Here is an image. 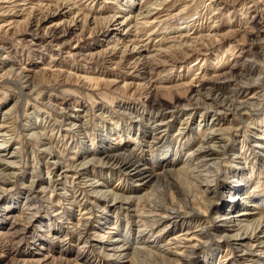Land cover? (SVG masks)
<instances>
[{
  "label": "rangeland",
  "instance_id": "1",
  "mask_svg": "<svg viewBox=\"0 0 264 264\" xmlns=\"http://www.w3.org/2000/svg\"><path fill=\"white\" fill-rule=\"evenodd\" d=\"M263 197L264 0H0V264H264Z\"/></svg>",
  "mask_w": 264,
  "mask_h": 264
},
{
  "label": "bare ground",
  "instance_id": "2",
  "mask_svg": "<svg viewBox=\"0 0 264 264\" xmlns=\"http://www.w3.org/2000/svg\"><path fill=\"white\" fill-rule=\"evenodd\" d=\"M141 6V5H140ZM143 8V7H142ZM148 9V8H147ZM152 10V9H151ZM151 10H149V11H151ZM155 10V9H154ZM148 11V12H149ZM152 12V11H151ZM150 12V13H151ZM139 18L140 19H145L146 18V16H142V15H140L139 16ZM150 19V18H149ZM115 22H117V17H116V19L114 18V17H112V18H110V19H108L107 20V22H105V25H104V27L102 28V29H106L107 31H108V29H110V27L111 26H114L115 25ZM124 22H121V23H119V25L120 26H123L124 24H123ZM157 23V22H156ZM143 24H145V23H143ZM110 31V30H109ZM111 31H118V29L117 28H115V29H112ZM141 48H142V46H141ZM137 51H139V50H136V52ZM228 78V77H227ZM221 79H222V77H221ZM228 81V80H227ZM234 91V90H233ZM235 93V92H234ZM233 94V93H232ZM238 95V94H237ZM206 97V96H205ZM225 100H222V101H220V102H218L217 103V101L216 100H214L213 99V103L215 104V105H217V104H222L223 105V102H224ZM234 102V101H233ZM225 103H226V101H225ZM237 103V102H236ZM238 104H239V106L240 107H244L245 106V102H238ZM221 105V106H222ZM218 106V105H217ZM228 107V106H227ZM154 127H155V125H154ZM152 128H153V126H152ZM156 130H157V127L155 128ZM154 129V130H155ZM207 153V152H206ZM103 154H104V156H105V158L107 159V160H109V161H111V162H113V163H115V164H117V165H119V167L121 166V167H127L126 169H129L130 170V172L132 173V177L133 178H140V179H143V180H148L149 178H150V176H146V175H144L145 174V171H146V166H147V162H146V160L145 159H140V158H138V157H135L133 154H130V155H111L110 154V152H108V151H104L103 152ZM126 154V153H125ZM128 154V153H127ZM141 157V156H140ZM108 162V161H107ZM141 162H143V163H141ZM112 163V164H113ZM128 172V171H127ZM168 183V182H167ZM251 188V187H250ZM251 190V189H250ZM249 190V191H250ZM264 198V197H263ZM243 215V214H242ZM250 236V235H249ZM257 238V236L255 235V234H253V235H251L250 237H248V236H244V235H241V236H236V237H234V239L237 241V240H243V239H249V240H253V239H256ZM195 241V239L192 237L190 240L188 239V240H186L187 242L188 241ZM193 248V247H192Z\"/></svg>",
  "mask_w": 264,
  "mask_h": 264
}]
</instances>
